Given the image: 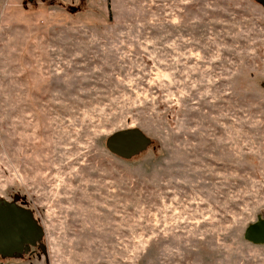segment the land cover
I'll return each mask as SVG.
<instances>
[{"label": "rangeland", "instance_id": "rangeland-1", "mask_svg": "<svg viewBox=\"0 0 264 264\" xmlns=\"http://www.w3.org/2000/svg\"><path fill=\"white\" fill-rule=\"evenodd\" d=\"M150 144L122 158L110 135ZM38 245L0 264H264V6L0 0V198Z\"/></svg>", "mask_w": 264, "mask_h": 264}, {"label": "water", "instance_id": "water-1", "mask_svg": "<svg viewBox=\"0 0 264 264\" xmlns=\"http://www.w3.org/2000/svg\"><path fill=\"white\" fill-rule=\"evenodd\" d=\"M31 1V0H28ZM263 4L264 0H256ZM150 144L149 139L139 129L116 132L106 140V148L113 154L128 158L143 151ZM14 196V201L17 200ZM43 228L35 220L33 212L0 198V256L13 258L25 255L38 245L44 253L42 243ZM244 239L252 245L264 244V219L258 218L244 230Z\"/></svg>", "mask_w": 264, "mask_h": 264}, {"label": "flooded vegetation", "instance_id": "flooded-vegetation-1", "mask_svg": "<svg viewBox=\"0 0 264 264\" xmlns=\"http://www.w3.org/2000/svg\"><path fill=\"white\" fill-rule=\"evenodd\" d=\"M18 197V196H17ZM8 203H12L15 202V204L23 209H29L27 204H26V198L22 197H18L17 200L14 201V198L11 201H7Z\"/></svg>", "mask_w": 264, "mask_h": 264}]
</instances>
